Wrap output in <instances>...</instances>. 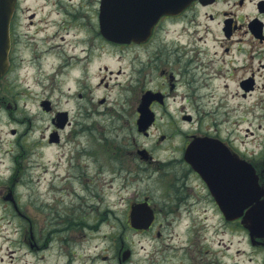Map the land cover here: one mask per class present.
<instances>
[{
  "label": "rangeland",
  "instance_id": "rangeland-1",
  "mask_svg": "<svg viewBox=\"0 0 264 264\" xmlns=\"http://www.w3.org/2000/svg\"><path fill=\"white\" fill-rule=\"evenodd\" d=\"M232 1L222 0L215 8L231 7ZM253 1L249 0L243 8L233 7L241 20L244 16L248 20L258 14ZM23 10L28 12L26 8ZM84 13L94 16V9ZM24 21L27 23L28 19ZM197 23H201V27L192 36L181 31V24L164 23L156 39L139 48L101 47L92 35L89 71L81 74V79L77 72L74 75L58 74L51 88L42 89L34 84V78L38 79L36 71L28 68L20 71L21 85L14 91L18 107L10 111L11 115L4 114L9 122L2 126L1 136L5 142L0 146V173L9 177L10 156H18L20 170L17 176L23 177L15 184V194L20 196L22 208L33 216V222L36 219L42 226L55 225L53 227L59 229L60 235L54 234V240L60 244L64 242L60 245L62 249L74 250L72 264H118V244L120 247L121 243L132 251L126 264H154L164 258L171 259L172 255L168 254L173 245L177 246L173 253L185 250L186 246L180 249L179 244L185 245L188 239L203 244V249L209 248L214 254L217 246L223 248L217 253L219 264L233 261L247 264L244 229L239 225L227 226L214 214L205 218L201 215L192 219L185 217L183 204L166 195L167 179L154 169L143 172L135 167L141 160L134 155L143 148H155L158 159H172L175 164L184 141L197 131L218 134L252 161L264 151V43L247 36V41L241 44L247 53L237 57L235 71H226L222 67L219 26L204 17H199ZM57 28L63 34L69 27L66 30ZM188 41L190 44L184 47L182 44ZM20 48L19 56L27 62L29 55L23 47ZM173 49L180 52L190 50L191 53L181 56L186 62L193 60L188 62L185 82L169 93L167 107H154L158 118L151 128L152 135L146 139L136 128L137 107L146 89L161 88L168 92V83L160 71L166 66L174 68L173 64L166 62L176 58ZM194 51L198 53L194 54ZM51 60L55 61L54 57ZM243 62L245 66H242ZM251 73L256 86L243 96L237 79ZM111 77L113 82L131 80L121 89L113 82L106 87L103 83L107 84ZM27 83L31 84L29 89ZM79 93L85 100L89 99L84 109ZM100 96L106 98L107 105L102 106ZM6 97L12 104L8 92ZM40 98L49 100L55 109L76 114L75 130L69 134L72 139L67 137L61 146L47 142L45 136L54 129L53 113L43 111ZM182 110L192 114V122L182 119ZM11 128H16L19 135L12 145H7V140L12 138ZM24 130L25 135L22 134ZM159 135L166 138L158 140ZM6 149L12 151L5 154ZM138 155L141 154L138 152ZM66 164H69V171L80 174L79 179L85 178V183L73 181V177L72 180L65 179ZM6 181L8 183V179ZM145 197L150 205L154 204L157 210L160 208L159 223L155 228L161 232L159 237L155 232L153 235L138 234L128 227L129 205ZM8 221L7 218L0 220V264H56L54 254L57 252L51 250L55 243L52 238L50 248L30 249L27 240L17 241L16 220L12 225ZM213 225L219 228L215 230ZM24 226L28 227L27 221ZM43 243L48 244V240L45 238ZM203 263H206L205 258L197 262Z\"/></svg>",
  "mask_w": 264,
  "mask_h": 264
},
{
  "label": "flooded vegetation",
  "instance_id": "flooded-vegetation-1",
  "mask_svg": "<svg viewBox=\"0 0 264 264\" xmlns=\"http://www.w3.org/2000/svg\"><path fill=\"white\" fill-rule=\"evenodd\" d=\"M100 1L101 0H33L27 2V0H18L9 28V70L5 76L4 85L0 88V135L3 132L2 126L9 122L4 117L5 112H7L8 115H11L10 111L18 107V104L15 102L14 91L18 90V86L21 85L18 78L21 70H26L28 68L36 71L38 79L34 78V84H37L42 89L47 87L51 88L53 81L56 79L54 77L58 74L66 73L74 75V72H77L80 74L79 78L81 79L82 75L89 71L88 64L92 62V35L94 36L95 41L102 45L101 47H107L108 41L99 31ZM247 2H249V0H233L230 4L231 7L222 9L215 8V5L218 2L209 5H201L198 2H194L179 15L161 17L155 27V32L160 30L164 23H170L172 25L181 24V31L183 30L188 33L187 35L192 36L194 35L193 32H197L199 27H201V23H197L199 17H204L207 21L215 22L216 25L219 26L221 35L219 43L221 42L220 46L222 47V67H224L226 71L233 72L236 70L235 65L238 55H244L239 45L241 42L247 41V36L250 35L249 19L247 20V16H244L246 18L245 21L239 20L233 7L235 5L240 8L246 7ZM253 2L256 10L259 12V16L257 17H260L264 21V0H254ZM23 8H26L28 12H25ZM91 8L94 9V16H89V14L87 15L84 13L85 11L89 13ZM258 8H260V11ZM25 18L28 19L27 23L24 21ZM57 27H61L65 30L69 27L68 32L66 30V34H60L61 29H58ZM71 31H73V34H69ZM198 39L200 38L198 37ZM235 43L237 44L236 47H234ZM20 47H23V49L27 51V55H29L26 58L27 62L25 58L19 56ZM182 50L184 52L173 49L176 58L172 59V61L169 59L166 61L168 64H173V69H169L168 66H166L160 71V74L165 76L168 83V92L161 88L153 89V91H160L162 93L164 104L154 100L151 103L152 108L155 106L164 108L167 105L169 93L175 89L177 90L179 86L182 85V82H185L186 78L184 80V75L187 72L188 62L191 63L193 58L191 61L186 62L181 55H188L191 51L186 49ZM195 53H198V51H194V54ZM170 55L171 53H169V56ZM53 57L55 61L51 60ZM48 59L49 62H47ZM242 64V66H245L244 62ZM244 72H246V70ZM235 75L232 78L233 82L235 81ZM247 79H251V83L248 85V87H250L249 91H251L256 85L253 73L249 76L246 74L238 77L237 83L241 88L247 87V82H244ZM74 80L76 81L77 77H75ZM104 85L106 87L108 86L106 83H104ZM26 86L28 87L27 89H29L31 84L27 83ZM7 92L12 96V104L7 100ZM82 95V93L78 94V96L81 97V108L84 109L86 100L89 101V99L85 100L84 95ZM103 101L104 99L100 100V102ZM50 104L51 107L48 112H58V109L54 108L53 103ZM76 111L77 109H75V112ZM72 113L73 111H71L70 120L67 122V127H69L70 130L65 132V136H63L62 133L66 128L60 130L59 140L54 144L58 145L66 142L67 137L68 140L72 139V135L69 136V134L73 133L76 127V121H74L76 114L73 115ZM82 117H84L83 114ZM83 128L85 129V127ZM51 130L53 131L54 129ZM10 132L15 138L19 135V132L16 129L13 132L10 129ZM25 133L26 130H24L22 134L25 135ZM45 137L47 138V136ZM1 142L2 138L0 136V144ZM47 142L49 143L48 138ZM187 143V140L184 141V145L179 149L180 156L176 159L175 164H172V159L168 161L165 159H158L155 154V148H151L152 150L145 149L146 152L143 151L141 155H138L137 151L134 156H138L141 162L135 167L143 172H147L150 170L148 168H151L158 171L159 175L164 176L167 179L166 195L170 196V199H173L174 202L181 205L183 204V215L185 217L192 219L194 216L198 217L201 215L205 218L208 214H214L219 218H222L220 210L209 189L202 181L199 174L193 170L184 159L185 145ZM11 151L6 150L5 154ZM23 154L26 156L25 152ZM253 160L254 161L251 160V162L255 167L260 185L264 190V156ZM259 160L262 162L259 163ZM18 163V156L11 155V173L8 177L9 185H2L3 189L0 190V204L2 206V209H0V220L7 218L10 225L16 220L15 224H17V226H14V231L17 235V241L27 240V246L30 247V249L43 250L47 247L50 248L49 241L51 238L54 240L55 235H60L59 229L57 227L54 228L55 225H53L54 227L42 226L40 225V221L36 219L33 222V216L28 215L27 211L22 208L23 206L20 203V196L15 194L14 189L16 182L20 181V178L23 176H17V173L20 170L17 166ZM69 168V164H66L65 174L63 175L65 179L72 180L73 177V181L78 180L80 184L85 183V178L83 180L79 179L80 174L77 172L75 173L74 170L69 171ZM69 173H71V175ZM51 181H53L52 176ZM8 192H11V196L6 199ZM168 202L172 203V201ZM152 205L154 207L153 210L156 218L160 208L157 210L155 205ZM163 208L165 207L163 206ZM168 216H171L170 211H168ZM26 221L28 227L24 226ZM152 227L153 225L151 228ZM214 227L216 226L213 225L212 228ZM156 232L158 234L161 233L160 230H157ZM188 232L189 229H187V233ZM45 238L48 240V244L43 243ZM54 241L55 243L52 245L53 248L51 250L57 252L54 254V259L56 260L55 263L72 264L73 259L75 258L74 250L62 249L60 245L64 244V242L60 244L57 240ZM207 242H209L208 239ZM70 244L71 243H68V245ZM202 245L203 244H199L197 241L195 243L190 242L189 239L186 241L185 245L180 242L179 248L184 249L186 246L185 250L173 253L172 251L174 248L177 249V246L173 245L169 248L171 253L168 254L172 255V258H164V260L155 261L154 264H160L161 262H163V264H197L198 260L201 258L206 259V263L203 264H219L217 256V253L220 252L218 249L219 246L215 248L214 254L209 248L203 249ZM247 247V264H264V235L258 238L252 236L247 230ZM208 255L210 258L207 257ZM12 256L13 255H11V257ZM105 259L106 256L102 257L103 261ZM18 260L16 259L17 262ZM222 264L227 263L222 262Z\"/></svg>",
  "mask_w": 264,
  "mask_h": 264
},
{
  "label": "water",
  "instance_id": "water-1",
  "mask_svg": "<svg viewBox=\"0 0 264 264\" xmlns=\"http://www.w3.org/2000/svg\"><path fill=\"white\" fill-rule=\"evenodd\" d=\"M193 0H104L103 12L106 15L104 35L113 41L129 42L144 41L151 34L153 25L162 14H174L184 9ZM201 3H210L213 0H199ZM15 0H0V76L4 73L7 66V49H8V24L12 14ZM257 34V33H256ZM258 35V34H257ZM152 94L146 93L143 96L141 106V118L138 121L139 128L145 129L152 121V114L146 111ZM207 147H223L218 140L207 137L196 138L189 145L187 154L193 157L222 156L229 157L225 164L217 165L215 160H199L192 161V165L201 173L203 179L209 185L212 193L219 200L221 208H223L227 217H238L242 210L250 204L252 208L246 213L243 223L247 227V220L253 217H260L259 201L260 193L258 191L256 178L249 164L242 161L235 155H231L225 148L223 150L206 151ZM203 150V151H202ZM223 166L226 170H223ZM227 173L226 183L235 190V200H228V195L222 199L220 192V178L216 173L219 171ZM212 174H211V173ZM233 198V197H232ZM134 214L138 210H143L142 206L133 208ZM248 215V216H247ZM136 216H133V220ZM139 221L149 222L150 218L143 215ZM252 227V225H249Z\"/></svg>",
  "mask_w": 264,
  "mask_h": 264
}]
</instances>
